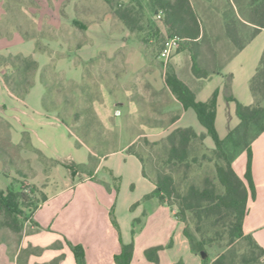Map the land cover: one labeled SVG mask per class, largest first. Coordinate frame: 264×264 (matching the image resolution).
I'll return each instance as SVG.
<instances>
[{
	"label": "rangeland",
	"instance_id": "1",
	"mask_svg": "<svg viewBox=\"0 0 264 264\" xmlns=\"http://www.w3.org/2000/svg\"><path fill=\"white\" fill-rule=\"evenodd\" d=\"M189 2L201 28V37L195 43L170 33L164 24V15L155 10L152 0H0V40L11 42L19 35L26 42H34V54L27 55L25 49L17 48L0 52V56L5 57L30 56L38 64L33 86L24 103L36 105L42 102L44 107L46 100L48 110L45 111L56 116L70 135L95 156V160L85 167H74L67 161L56 162L39 154L30 144L27 133H23L18 141L20 131L15 125L18 120L11 116H18L20 102L4 94L5 106L0 105V190L23 192L28 199L26 205L20 207L23 214L20 245L24 236L32 231L25 217L32 212L34 204L42 203L46 197L45 192L55 176L54 168L66 169L64 165H71V170L79 172V177L83 178L81 175L92 173L103 157L121 149L141 159L145 173L152 181L159 172L171 175L180 193L191 184L199 188L210 184L222 193L213 162H208L214 148L210 138H205L203 143L195 141L189 159L183 164L167 159V137L173 131L192 128L201 135L205 134V129L199 122L200 127L192 124L191 119L196 116L192 109L178 121L186 110L165 85V77L173 74L194 94L197 102H202V91L208 90L212 94L218 91L219 76L222 83L227 84L229 75L222 69L254 29L248 23L240 25L235 17L236 13L237 17L248 19V0ZM118 5L133 8L131 24L135 30H130L116 17ZM55 8L64 16L67 12L72 16L58 28L52 25L56 21ZM26 33L27 38L23 35ZM42 34L46 39H39V44L45 46V53L35 50V39ZM174 37L180 40L179 48L165 62L160 58V52ZM263 49L264 32L233 60L231 69L240 76L236 91L241 103L250 97L247 78L258 66ZM192 54H195L198 66L208 73L205 78L194 72ZM2 70L3 74H11L6 68ZM213 71L217 74H212ZM42 73L47 76L49 93L40 81ZM11 109L13 112L8 111ZM236 124L234 104L222 100L215 125L219 137L224 138ZM58 157L65 160L62 152ZM104 172L101 169L97 177ZM175 212L176 207L170 208L172 217ZM2 219L0 212V222ZM187 219L192 230L191 216ZM175 222L184 228L178 219L175 218ZM148 233H143L144 239ZM0 239L9 243L11 249L18 245L17 236L9 229H0ZM224 251V243L208 246V257L204 261L199 254L194 257L183 247L179 257L183 264H199V260L202 264H212ZM0 264H11L3 245H0Z\"/></svg>",
	"mask_w": 264,
	"mask_h": 264
},
{
	"label": "crops",
	"instance_id": "2",
	"mask_svg": "<svg viewBox=\"0 0 264 264\" xmlns=\"http://www.w3.org/2000/svg\"><path fill=\"white\" fill-rule=\"evenodd\" d=\"M55 9L56 21L52 22L55 28L71 20L72 16L69 12L64 16L57 8ZM263 32L264 30L260 31L242 50L229 59L222 69L225 75L231 76L230 92L237 101L240 100L236 91L240 76L238 77V73L231 69V65L233 60L241 56ZM12 48L20 51L25 49L27 55L31 52L35 53L34 42H26L19 35H15L11 42L0 40V52L2 50L7 52ZM252 76L247 78L248 89ZM221 79L219 76L216 87L218 96L215 125L222 109V100L225 101L224 84ZM0 84H3L1 72ZM1 85L0 105L5 106L4 94L12 97L4 84ZM202 95L204 96L202 102H205L212 92L204 90ZM12 99L20 102V107L17 109L18 116H11L12 119L18 120L15 123L20 131L18 141L23 133H27L32 147L46 159L56 162L67 161L77 166L88 164L91 152L81 145L76 146L77 141L70 135L67 127L56 116L45 111L42 102L27 105L24 100ZM252 103L250 94V97H246L241 104ZM190 110L184 111L178 121H181ZM8 111L13 112V109ZM193 118L192 124H198L196 116ZM250 148L254 196L253 198L249 196L247 200L243 232L251 235L264 249V132ZM61 152L65 160L59 159L58 154ZM246 162L247 154L243 152L232 164L236 175L243 182H245ZM101 169L105 172L98 178ZM142 171L143 167L139 159L133 154L126 153L124 149L103 157L91 176L83 173L81 176L84 177L80 178L79 172L72 176L68 169L54 168L52 173L56 177L52 176L47 188L48 192H45V201L40 203L27 219L32 232L24 236L22 247L31 245L43 249L39 256H30L28 264H53L61 256L63 258L57 264H77L70 246L82 249L84 264H115L114 259L120 253L122 243H133L134 252L130 264H154L145 259L144 251L156 246L162 247L158 253V264H183L179 257L180 249L184 247L190 252L191 250L183 236L182 224L175 222L167 205L161 204L151 196L155 185L143 176ZM114 221L117 228L113 224ZM132 230H134L133 234ZM144 232H149L145 239ZM170 242L171 246L168 247ZM4 248L8 258L6 247ZM193 256L197 257L195 254ZM11 264L15 263L11 261ZM199 264H202L200 260Z\"/></svg>",
	"mask_w": 264,
	"mask_h": 264
},
{
	"label": "trees",
	"instance_id": "3",
	"mask_svg": "<svg viewBox=\"0 0 264 264\" xmlns=\"http://www.w3.org/2000/svg\"><path fill=\"white\" fill-rule=\"evenodd\" d=\"M152 1L155 10L164 15V24L170 33L188 39L191 43H195L201 37L198 17L189 0ZM237 3L238 8H240L241 5L239 2ZM247 9V20L237 17L236 13L235 17L240 25H245V23L251 25L254 32L237 49V52L242 50L260 31L264 30V0H248ZM115 15L130 30H135L131 24L133 21V8H130V6L123 8L118 5ZM20 29V31H23L22 28ZM23 35L25 38L28 37L27 33ZM35 38L33 37L32 39ZM44 38L46 39V36L42 34L35 39V50L41 53L46 52L45 46L39 44V39ZM191 59L194 72L205 78L208 73L198 66L195 54H192ZM4 68L11 71V74H3V83L6 90L12 98L23 101L33 86L32 79L38 71L37 62L30 56H0V69ZM212 74H217V72L213 71ZM40 81L49 93L50 85L44 73L41 74ZM230 83L231 76H229L227 84L224 85V99L228 103H234L238 124L224 138H220L214 122L218 92H214L206 103L197 102L194 94L173 74H167L165 77V85L176 96L177 101L185 110L192 109L199 124L205 129V134L201 135H197L192 128L173 131L167 137L169 146L166 152L167 159L169 162L183 164L189 159L191 145L195 141L203 143L205 138H210L214 148L211 149L212 157L209 158L208 162H213L216 179L222 188V193H218L216 188L210 184L202 188L191 184L185 192L180 193L171 175L157 172L155 180L152 181L146 175L144 168L142 174L155 185V190L151 194L152 197H155L161 204H165L169 208L176 207L174 217L184 224L183 236L188 241L193 254L200 255L201 252L207 254L206 247L215 243H224L225 251L218 255L212 261V264H264V249L251 235L243 232L247 200L249 196L252 198L254 196L250 147L264 132V50L261 53L255 73L249 82V90L253 99L251 105H243L232 96ZM44 108L48 110L46 100H44ZM77 146H80L78 142ZM243 152L247 154L246 184L236 175L232 168L235 159ZM135 156L142 164L141 159L137 155ZM94 157L91 153L88 164L95 160ZM71 165L74 167H85L75 164ZM71 165H64V167L74 176L76 172L71 170ZM97 166L95 165L94 170ZM93 172L84 174L91 176ZM45 199L46 197L43 198L42 202ZM27 202L28 199L23 192H15L12 189H8L5 192L0 190V212L3 214L0 229H9L16 235L18 245L15 249H11V245L2 239H0V244L6 247L8 258L15 264H28L30 256H39L43 252L41 248L31 245L23 248L19 244L22 239L23 229L20 221L23 214L20 207L26 205ZM39 205L40 203L34 204L32 212ZM30 214L25 218L28 219ZM188 215L191 216L192 230H190L188 225ZM113 224L117 228L115 221ZM170 246L171 242L168 244V247ZM70 249L75 256L77 264H84L82 249L71 246ZM160 250H162L161 246L146 249L144 251L145 259L148 262L158 264V253ZM133 252V243H122L121 251L114 259L115 264H130ZM62 258L63 256L59 257L53 264H57Z\"/></svg>",
	"mask_w": 264,
	"mask_h": 264
},
{
	"label": "built area",
	"instance_id": "4",
	"mask_svg": "<svg viewBox=\"0 0 264 264\" xmlns=\"http://www.w3.org/2000/svg\"><path fill=\"white\" fill-rule=\"evenodd\" d=\"M179 42L177 37L169 39L160 52V58L166 62L178 50Z\"/></svg>",
	"mask_w": 264,
	"mask_h": 264
},
{
	"label": "water",
	"instance_id": "5",
	"mask_svg": "<svg viewBox=\"0 0 264 264\" xmlns=\"http://www.w3.org/2000/svg\"><path fill=\"white\" fill-rule=\"evenodd\" d=\"M200 257H201V259H206L207 258V254L205 253V252H201L200 253Z\"/></svg>",
	"mask_w": 264,
	"mask_h": 264
}]
</instances>
